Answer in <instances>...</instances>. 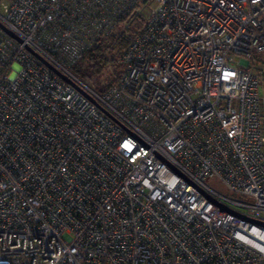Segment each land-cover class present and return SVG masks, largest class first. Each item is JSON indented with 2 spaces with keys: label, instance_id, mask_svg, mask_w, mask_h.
Wrapping results in <instances>:
<instances>
[{
  "label": "built area",
  "instance_id": "2783aa9c",
  "mask_svg": "<svg viewBox=\"0 0 264 264\" xmlns=\"http://www.w3.org/2000/svg\"><path fill=\"white\" fill-rule=\"evenodd\" d=\"M262 86L264 0H0V264H264Z\"/></svg>",
  "mask_w": 264,
  "mask_h": 264
},
{
  "label": "rangeland",
  "instance_id": "374dc122",
  "mask_svg": "<svg viewBox=\"0 0 264 264\" xmlns=\"http://www.w3.org/2000/svg\"><path fill=\"white\" fill-rule=\"evenodd\" d=\"M141 13L140 15H137L135 17H132L128 20H126L125 22H123L117 29L116 31L112 34V35H118L121 32H124L125 37H130V40L132 39V37L137 33V31L139 30L143 20H144V16L147 14L148 12V7H141ZM104 55L112 62L105 67L104 69H102L101 73L98 75H93L91 77H89V79H87L86 84L91 87L93 90H102L103 87L110 83H112L116 76H117V72H119V57L121 55L122 50L119 49L118 47L115 46L114 43L111 42V40L106 39L104 42ZM259 67V64L256 63L255 67L252 70H257ZM260 94L262 95V97H264V87L262 86V88L260 89ZM262 111H263V116H264V100L262 103ZM263 128H264V119H263ZM206 183L212 187L213 189H215L216 191L225 194L226 191L225 189L222 187V185L215 181V180H206Z\"/></svg>",
  "mask_w": 264,
  "mask_h": 264
},
{
  "label": "trees",
  "instance_id": "16d2710c",
  "mask_svg": "<svg viewBox=\"0 0 264 264\" xmlns=\"http://www.w3.org/2000/svg\"><path fill=\"white\" fill-rule=\"evenodd\" d=\"M106 39L111 40V42L114 43L115 46L121 49L122 51L127 47L128 43L130 42V37H125L124 32H121L118 35H109L105 38L100 39L92 49L88 50L83 55L80 61L75 63L69 69V71L82 83L86 84L87 79H89V77L100 74L102 69L107 67L110 63L112 64V62L104 55V50L106 47H104L103 42ZM119 69L120 70L119 72H117V76L112 83L106 85V87L104 86L102 90L98 89L94 91L98 94H101L109 86H111L121 74V65H119Z\"/></svg>",
  "mask_w": 264,
  "mask_h": 264
},
{
  "label": "water",
  "instance_id": "95a60500",
  "mask_svg": "<svg viewBox=\"0 0 264 264\" xmlns=\"http://www.w3.org/2000/svg\"><path fill=\"white\" fill-rule=\"evenodd\" d=\"M43 63L50 69L52 70L59 78H61L64 82L72 85L74 88H76L77 90H79L82 94H84L86 97H88L92 102H94L95 104L96 101L90 97L88 94H86L83 90H81V88L74 83L73 81H71L68 77H66L65 75H63L61 72H59L58 70H56L53 66H51L49 63H47L46 61L43 60ZM97 106L104 112H106L100 105L97 104Z\"/></svg>",
  "mask_w": 264,
  "mask_h": 264
}]
</instances>
